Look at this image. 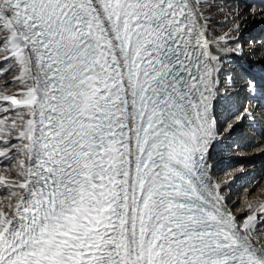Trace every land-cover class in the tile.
Listing matches in <instances>:
<instances>
[{
  "label": "snow or ice",
  "instance_id": "6c2138e0",
  "mask_svg": "<svg viewBox=\"0 0 264 264\" xmlns=\"http://www.w3.org/2000/svg\"><path fill=\"white\" fill-rule=\"evenodd\" d=\"M246 22L228 0H0V264H264V201L238 216L210 176Z\"/></svg>",
  "mask_w": 264,
  "mask_h": 264
},
{
  "label": "bare ground",
  "instance_id": "6f19581e",
  "mask_svg": "<svg viewBox=\"0 0 264 264\" xmlns=\"http://www.w3.org/2000/svg\"><path fill=\"white\" fill-rule=\"evenodd\" d=\"M236 1L238 0H228V3L231 5L232 9L235 10V6L234 4H236ZM244 4L247 3H250L252 2V0H242ZM217 3H220V4H223L225 3V0H217ZM243 6L241 5L240 7H238V11H240V9L242 8ZM246 8V6H245ZM255 9L259 10L261 8H264V5L262 3H258L257 6L254 7ZM227 11L228 9L226 8L225 9V14H227ZM245 17H247V22L246 23H243V25H245V27L247 28L248 26H250L251 22L250 21L251 19L253 18H256L258 21L262 20L260 16H256V17H252L251 14H249V11L244 13ZM256 21L255 24L253 26L252 29H260L261 31L264 32V26H260L259 23ZM225 16L222 15V14H215L214 17H213V20H212V26H213V30L215 31L216 35H219L221 33V30L224 28L225 26ZM251 29V28H250ZM241 31V30H240ZM250 32V30H249ZM247 32V33H249ZM259 47L262 51L263 50V47H264V42L261 41L259 44ZM255 58H249L252 62H254L256 60V55H254ZM262 61H264V54L262 56ZM234 63V62H233ZM232 67V66H231ZM232 70V69H231ZM10 79V77L8 78ZM1 87V86H0ZM3 88L1 87L0 88V91H2ZM10 91H16V87L13 86ZM222 132V130H221ZM263 147V146H262ZM259 147H256L255 151H259V149H257ZM214 150L212 149L211 150V153H210V159H209V162L210 164L212 165L211 169H210V176L212 177V180L214 182H220L221 185H222V194L225 195L227 197V203H228V195H231L229 192L232 188H235L236 186H239L242 184H245L246 185V191H245V195L241 198V202H240V207H237V211H235V213L240 216L242 214V210L243 208L245 207V204H244V201L247 200L248 198H251L254 202H262L264 201V181L262 182L261 186L260 185H257L256 187L254 186L256 184V181L258 179V177H262L261 175H264V173H260L263 168H264V154H261L259 157H257L256 159H253L251 156H250V159L247 160L246 162V172H251V171H257L256 174H255V177L254 179L252 180H249V182H246V173H243V171L245 170H237V171H234V165L238 162L240 163L239 160H233V159H230L229 162L224 165V167H221L223 168L222 171H224L225 173V177L224 178H220V180H218L217 176H218V172H217V163L218 161L215 160V158H212L211 157V154ZM253 152V151H252ZM257 152H254L253 154L255 155ZM232 154V153H230ZM249 155H253L251 154V152H248ZM258 162H261L260 163V167H258ZM263 163V164H262ZM249 169V170H248ZM264 177V176H263ZM223 180V181H222ZM225 180V181H224ZM264 180V178H263ZM251 181V182H250ZM229 191V192H228ZM235 191V190H234ZM236 192V191H235ZM235 197H237V193L234 194ZM231 197V196H230ZM239 199H237L233 205H236V202L238 201ZM228 207H229V204H228ZM231 209H233L232 207H229ZM260 240L264 241V235L260 236L259 237Z\"/></svg>",
  "mask_w": 264,
  "mask_h": 264
},
{
  "label": "rangeland",
  "instance_id": "374dc122",
  "mask_svg": "<svg viewBox=\"0 0 264 264\" xmlns=\"http://www.w3.org/2000/svg\"><path fill=\"white\" fill-rule=\"evenodd\" d=\"M242 4H244L243 3V1L242 0H238V1H236V4H234V6H235V10H238L237 9V5H239V7L242 5ZM248 3L246 2V4L245 5H247ZM245 5H244V7H242L241 9H240V12H242V13H246V12H248L249 11V9H250V7H249V5H247L246 6V8H245ZM249 14H251L250 12H249ZM250 21H252L251 22V24H250V26H248L247 28L245 27V25H243L242 27H241V29L242 28H246V31H245V33H247V32H249V30H250V32L251 31H253V29L251 28V26H254V25H256L255 23H253V22H256V21H258L256 18L253 20V19H251ZM253 23V24H252ZM251 28V29H250ZM11 79V78H10ZM9 79V80H10ZM2 87V86H1ZM0 87V88H1ZM13 92V91H12ZM15 92V91H14ZM0 115H3V114H0ZM216 160V159H215ZM260 163L261 162H258V167H260L261 165H260ZM243 164V163H242ZM241 164V162L240 163H236L235 165H234V171H237V170H240V169H242V170H245L246 168V166H244V165H242ZM263 164V163H262ZM256 172L257 171H252V172H249V174H248V172H246V171H243V173H246L245 175H246V182H249V180H252V179H254V177H255V174H256ZM261 173V172H260ZM262 176V175H261ZM263 176L262 177H258V179H257V181H256V184L254 185L255 187L257 186V185H260L261 186V184H262V182L264 181L263 180ZM251 182V181H250ZM246 189V185L245 184H242L241 183V185H239V186H236L235 188H232L231 190H230V194L231 195H228V204H229V207H232L233 208V210H234V212L235 211H237V207H240V202H241V198L245 195V190ZM236 192H235V191ZM235 193H237V197H235L234 196V194ZM231 196V197H230ZM237 199H239L237 202H236V205H233L234 204V202L237 200Z\"/></svg>",
  "mask_w": 264,
  "mask_h": 264
}]
</instances>
